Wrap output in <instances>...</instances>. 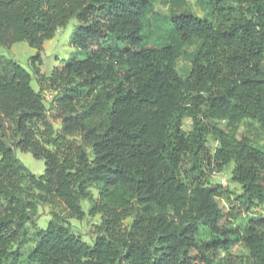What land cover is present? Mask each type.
I'll return each instance as SVG.
<instances>
[{
  "label": "trees",
  "instance_id": "trees-1",
  "mask_svg": "<svg viewBox=\"0 0 264 264\" xmlns=\"http://www.w3.org/2000/svg\"><path fill=\"white\" fill-rule=\"evenodd\" d=\"M156 1L0 0V47L34 49V76L44 43L72 19L82 55L47 83L59 132L32 75L0 68V264H222L236 242L247 256L235 264H264V150L236 137L243 124L264 131V0H197L204 17L188 0H165L167 14ZM229 164L238 196L205 179ZM53 201L79 221L99 216L91 245L53 214L24 250L38 205ZM246 213L256 216L233 224Z\"/></svg>",
  "mask_w": 264,
  "mask_h": 264
},
{
  "label": "rangeland",
  "instance_id": "rangeland-1",
  "mask_svg": "<svg viewBox=\"0 0 264 264\" xmlns=\"http://www.w3.org/2000/svg\"><path fill=\"white\" fill-rule=\"evenodd\" d=\"M187 9L191 11L197 17H204L206 12L202 7V4L197 0H188ZM155 12L160 14H167L168 5L165 0H157L154 4ZM76 26L74 19L70 20L68 24L61 29H58L51 40H48L43 45V51L41 52L42 64L39 66L40 76L36 77L31 73L29 58L36 54V51L30 48L25 42H20L12 45L9 48L0 47V68L3 67L6 61L16 62L24 70L32 75L31 87L34 91L40 92L43 98V104L47 110V114L53 122L54 128L60 131V111L55 104V98L58 96V88L55 90L49 89L47 83L52 78L53 72L65 64L68 60L73 58H82V55L73 48L71 44L72 32ZM189 62L184 59H178L176 64V70L180 76H185L189 71ZM225 122L217 123V127L223 129ZM182 129L185 132L191 130V121L185 119L182 122ZM247 137L252 145L258 149L264 150V131L257 127H250L248 125L239 126L236 137ZM68 141L74 146L80 145V139L78 136H72L68 138ZM218 143L215 142L211 136L206 138V147L212 154L217 148ZM18 161L35 176H40L44 172V164L42 160L34 159L31 154L23 153L17 150L15 152ZM233 164H229L224 167L221 171H206V180L210 185H218L226 188L232 192L235 196L240 195V186L231 182V171ZM218 203L225 211H227L226 203L223 200H218ZM83 209L86 211L89 208L88 203H82ZM55 214L61 218L65 226L82 242L91 245L95 239L96 226L100 224L99 216L94 218L86 217L79 221L67 214L61 203L53 201L49 205H38L36 214L32 217L31 222L27 226V231L31 240L25 251L32 246L34 241V235L37 229H44ZM256 215L251 213L243 214L242 217L234 222V225H244L248 218L255 217ZM128 224V220L123 225ZM247 256L246 250L240 243H235L229 253H220L219 258L222 259V264H235L238 263L243 257ZM20 264H23L22 262Z\"/></svg>",
  "mask_w": 264,
  "mask_h": 264
}]
</instances>
